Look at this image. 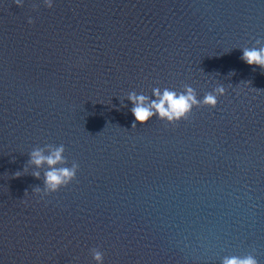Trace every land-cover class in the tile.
<instances>
[{
  "label": "water",
  "instance_id": "obj_1",
  "mask_svg": "<svg viewBox=\"0 0 264 264\" xmlns=\"http://www.w3.org/2000/svg\"><path fill=\"white\" fill-rule=\"evenodd\" d=\"M260 48L264 0H0V264H264ZM186 86L215 107L134 122L130 92Z\"/></svg>",
  "mask_w": 264,
  "mask_h": 264
},
{
  "label": "clouds",
  "instance_id": "obj_2",
  "mask_svg": "<svg viewBox=\"0 0 264 264\" xmlns=\"http://www.w3.org/2000/svg\"><path fill=\"white\" fill-rule=\"evenodd\" d=\"M24 0H15V4L20 7L23 6ZM43 4L51 8L53 7L54 0H43ZM32 18H28V23L31 24ZM245 63L249 65H256L264 68V48L260 49H243L242 57ZM218 92L223 93V89H217ZM153 95L156 99L149 101V98L143 94H136L130 92L128 99L133 102L131 109L134 117V122L140 124L145 123L151 117L156 116L158 119L167 121L168 123H174L187 117L194 105H208L215 107L216 97L212 93H206L202 100L195 98L194 90L191 87L186 86L185 92L177 93L170 88H153ZM64 151L63 145H60L54 149H51L47 155L43 153L41 149H34L30 155V163L40 166L42 163H46L49 166L56 165L58 162H62L64 157L62 153ZM79 165L73 163L69 167H50L45 173V192H56L59 188L68 185L76 177V173ZM14 175H20L19 172ZM33 175L39 177V173L35 172ZM94 259L98 264L102 260L100 253H95ZM221 264H258L256 258L251 255H230L225 256L221 260Z\"/></svg>",
  "mask_w": 264,
  "mask_h": 264
}]
</instances>
